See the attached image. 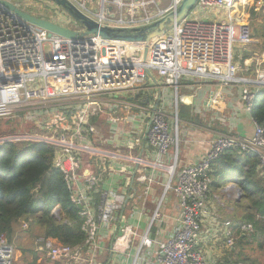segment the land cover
I'll use <instances>...</instances> for the list:
<instances>
[{
	"label": "built area",
	"instance_id": "2783aa9c",
	"mask_svg": "<svg viewBox=\"0 0 264 264\" xmlns=\"http://www.w3.org/2000/svg\"><path fill=\"white\" fill-rule=\"evenodd\" d=\"M5 1L27 10L20 4H30L31 0L19 4ZM70 1L102 24L128 27L150 23L181 2L173 0L153 15L147 8L151 4L159 7L157 0H90L96 10L88 8L86 0ZM109 5L113 6L111 11ZM263 7L264 0H198L188 17L147 47L144 42L110 41L94 34L82 39L67 38L31 24L0 4V118L24 112L37 125L32 131L1 136L0 145L12 141L41 142L54 147V164L64 173L72 201L81 210L86 235L83 243L74 246L52 237L38 238L37 251L45 259L53 263L94 264V253L85 258L84 251L99 250L97 238L102 228L110 230L115 224L118 232L113 237L112 251L126 257L134 252L133 260L126 264H136L145 249L154 247L151 229L160 218L159 207L140 232L138 225L121 221L124 201L118 190L101 191L100 187L106 177L120 175L123 185L146 183L145 194L148 193L164 166L160 161L148 162L144 151L153 150L161 159L178 142L171 132L167 89L173 90L171 99L177 112L179 88L185 77L240 85L244 108L251 114L257 93L264 89V55L252 50L255 40L244 20L246 10L260 11ZM59 11L60 22L53 21L80 30ZM234 43L242 47L237 58ZM246 53L248 57H244ZM160 79L164 85H159ZM155 98L157 104L151 105ZM119 108L128 113L118 114ZM134 108L140 113L133 112ZM105 113L112 126L130 123L131 132L139 131V136H132L133 145L138 148L135 152L123 151L128 148L126 144H117L116 138L107 137L105 129L94 123V117ZM54 118H60V125L55 124ZM135 122H141L143 127L138 128ZM253 122L255 131L251 137L217 133L197 163L178 173L176 167L167 169L171 178L165 190L176 193L181 214L178 227L158 247L157 257L163 264H217L208 261L199 248L201 220L207 212L213 181L211 164L226 150L237 149L257 154L264 169V126L255 119ZM50 123L51 130L45 132L43 128ZM148 167L151 173L142 171ZM229 189L238 196L234 184H228L225 190ZM134 211L145 214V202ZM54 213L58 215L59 209ZM252 230V224L240 226L241 232ZM225 239L228 247L236 243V230L230 221L225 222ZM15 262L16 250L2 234L0 264Z\"/></svg>",
	"mask_w": 264,
	"mask_h": 264
},
{
	"label": "crops",
	"instance_id": "0c3cea01",
	"mask_svg": "<svg viewBox=\"0 0 264 264\" xmlns=\"http://www.w3.org/2000/svg\"><path fill=\"white\" fill-rule=\"evenodd\" d=\"M93 8L94 6H91L90 9ZM158 8L157 11L151 12L149 6L147 12L153 15L157 14L159 12ZM140 14L144 15V12ZM45 18L50 19L49 17ZM50 20H54V18ZM158 82L159 85H164L161 79ZM167 91L169 92L166 102L168 104L167 111L170 116L172 115L170 117L171 132L173 136L178 138V142L172 145L167 156L161 159L156 157L153 150L146 149L144 151V157L148 162L154 163L160 161L164 166L161 171L157 172L156 182L150 186L147 194H145L146 183L136 182L133 186L131 184L129 186L123 185L124 181L122 179L124 178L120 175L106 177V182L100 187L101 191L118 190L120 198L124 201V207L121 209V211L124 210L123 217L126 209L129 208L127 220L121 218V221L124 220L127 223L138 225L140 232L145 230L154 210L159 207L160 218L151 229L154 247L145 249L136 264H163L157 257L158 247L169 239V236L179 224L181 210L178 197L173 190H165L166 184L171 178L167 169L176 167V172L178 173L182 168L197 163L208 152L212 139L217 133L251 137L255 131L251 114L244 108L242 102V87L238 84H224L218 80L197 76L185 77L181 80L179 88L177 112H174V104L171 99L173 90L168 88ZM214 100L217 102H214ZM157 102V98H155L152 100L151 105H155ZM182 107L185 108L186 114L183 117L180 116V109ZM132 111L140 113L136 108ZM127 113L125 108H119L118 110V114L122 116ZM175 117L176 120L174 119ZM93 121L98 127L105 129L103 131L107 137L116 138L118 140L117 144L121 146H123L122 144H126L128 148L123 149V151L135 152L138 149L133 145L132 136H139V131L134 129L131 132L132 124L120 122L119 125L112 126L109 121V114L107 113L94 117ZM180 121H183L185 124L182 138L179 137ZM134 125L140 129L143 127L141 122H135ZM123 138H126V140ZM180 143H182V149H180ZM142 171L145 173L152 172L149 167ZM228 184H234L236 191L240 194L241 191L238 183L231 182ZM227 185L218 191H212L210 194L206 204L207 212L201 220L199 248L210 262L217 264H247L243 260L245 245L238 242L237 228L234 227V224L239 223L244 215L245 206L243 203L238 202L240 200L239 194L234 198H228L229 195L227 194V190H225ZM97 193L99 192L93 194L96 195ZM142 202L146 204V213L140 215L137 212L135 213L134 209L137 210ZM227 221H230L232 227L236 230V243L232 247L226 245L225 222ZM117 226V224L113 225L110 230L102 228L97 238V242L101 246L99 250L93 252L92 249L88 248L84 251L83 256L86 258L94 253V264H126L128 260L131 262L134 252L131 257H126L113 252L111 249L113 237L118 232ZM35 252L37 254V262L44 263L43 255L37 251V246L35 247ZM29 259L32 260V258ZM49 264H63V262H49Z\"/></svg>",
	"mask_w": 264,
	"mask_h": 264
},
{
	"label": "trees",
	"instance_id": "16d2710c",
	"mask_svg": "<svg viewBox=\"0 0 264 264\" xmlns=\"http://www.w3.org/2000/svg\"><path fill=\"white\" fill-rule=\"evenodd\" d=\"M255 13L254 10H252ZM246 53L244 57H248ZM185 108L180 116H185ZM251 117L264 126V89L254 100ZM5 122V121H4ZM0 121V126H2ZM55 149L41 142H5L0 145V236L5 234L12 243L21 221L33 218L32 224L39 227L38 237H52L62 244L78 245L86 235L82 229L81 210L73 203L65 175L54 164ZM211 192L218 191L231 182L240 186L239 203L245 213L237 228L238 242L258 243L264 239V169L260 167L258 155L243 153L237 149L226 150L211 164ZM58 208L59 214L54 210ZM243 223H251L253 230L241 232ZM262 238V240H261ZM25 258L26 264H49ZM247 264L253 260L243 257Z\"/></svg>",
	"mask_w": 264,
	"mask_h": 264
},
{
	"label": "rangeland",
	"instance_id": "374dc122",
	"mask_svg": "<svg viewBox=\"0 0 264 264\" xmlns=\"http://www.w3.org/2000/svg\"><path fill=\"white\" fill-rule=\"evenodd\" d=\"M22 1L23 0H14V2L17 4H19V2L22 3ZM48 1L49 0H31L30 4H20V5L26 8L28 11L36 14L37 16L44 17V18L49 17L50 19L54 18L55 21L60 22L59 16H57L59 14L58 13L59 10L53 5L51 1L49 2ZM86 2H87L88 8H91V6L92 7L94 6L93 9L94 10L97 9L95 3L93 4L92 2H90V0H86ZM157 2L159 4L160 9H166L173 2V0H157ZM149 6H150L151 12L157 11L158 5L151 4ZM59 12L66 14V12H64L63 10ZM124 12L126 13L127 9H124ZM244 21H246L247 24L250 25L252 36H253V39L255 40V42L251 46L252 50L257 53L261 52V54L264 55V7L260 11H255V13H253L251 8L246 10ZM74 23H75V27L81 26V24L77 21H74ZM48 47L49 46H47V48ZM241 49L242 47L239 43H234L233 51H234L235 58L238 57V52ZM56 119H57V122H55V124L60 125V121H59L60 118H54L53 120L55 121ZM0 121L4 123L2 124V126H0V137L8 133L32 131L34 127L37 126V125H34L36 124V122L29 120L25 117L24 112L15 113L12 116H9L6 118L5 117L0 118ZM184 125H185L184 122L180 121L179 123V137L180 138H182V135H183ZM47 126L48 128H43L45 132L48 130H51L52 124L50 123ZM180 149H182V143H180ZM227 194L229 195L228 197L229 199L237 196L236 192L233 189H230L229 191L227 190ZM128 216H129V208L126 209L123 219L127 220ZM32 221H33V218H28L26 220L21 221L20 224L17 226V232L15 234L13 242L12 243L10 242L16 250L15 264H26L24 261L25 258H32L33 260L34 253H30V252L24 253L23 252L24 249L32 250L35 252L36 242L39 238L37 235L39 234V227L37 225L32 224ZM138 240L139 239L136 240L135 244L138 243ZM244 245H245V248H244L243 257L246 256V258H248V262L253 260V263L255 262V264H264V239H263L262 247H260V245L257 242L254 243L251 241ZM43 259L48 263L50 262L47 259H45V257H43Z\"/></svg>",
	"mask_w": 264,
	"mask_h": 264
},
{
	"label": "water",
	"instance_id": "95a60500",
	"mask_svg": "<svg viewBox=\"0 0 264 264\" xmlns=\"http://www.w3.org/2000/svg\"><path fill=\"white\" fill-rule=\"evenodd\" d=\"M49 1L60 8V10L66 12V15L69 16L72 21L79 22L81 24L80 30L68 28L48 18L37 16L32 12L18 7L10 1L2 0L0 4L14 11L19 17L31 24L67 38L74 40L82 39L87 35L94 34L110 41L144 42L148 47L153 39L167 34L177 24L188 17L198 2V0H181L180 4L175 6L171 11L166 13L162 12L159 17L152 22L140 26L128 27L102 24L99 20L83 12L70 0ZM112 9L113 6L109 5L108 10L111 11ZM150 97H152V95ZM135 98L138 99V95L135 96Z\"/></svg>",
	"mask_w": 264,
	"mask_h": 264
}]
</instances>
